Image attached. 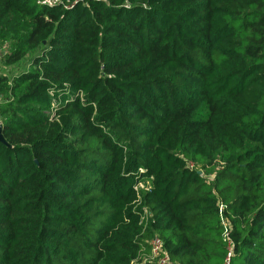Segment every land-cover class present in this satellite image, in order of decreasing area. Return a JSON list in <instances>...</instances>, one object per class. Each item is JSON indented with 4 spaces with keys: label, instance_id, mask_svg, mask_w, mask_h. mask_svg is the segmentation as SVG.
Returning a JSON list of instances; mask_svg holds the SVG:
<instances>
[{
    "label": "trees",
    "instance_id": "obj_1",
    "mask_svg": "<svg viewBox=\"0 0 264 264\" xmlns=\"http://www.w3.org/2000/svg\"><path fill=\"white\" fill-rule=\"evenodd\" d=\"M2 46L0 264H264V0H0Z\"/></svg>",
    "mask_w": 264,
    "mask_h": 264
},
{
    "label": "built area",
    "instance_id": "obj_2",
    "mask_svg": "<svg viewBox=\"0 0 264 264\" xmlns=\"http://www.w3.org/2000/svg\"><path fill=\"white\" fill-rule=\"evenodd\" d=\"M140 187H142V185H140ZM141 218L142 220H144L143 227L145 228L146 223L150 218V213L144 210ZM148 243H149V252L145 254L143 261H149L156 264H173L168 254L163 249L162 240L157 235L151 237Z\"/></svg>",
    "mask_w": 264,
    "mask_h": 264
},
{
    "label": "rangeland",
    "instance_id": "obj_3",
    "mask_svg": "<svg viewBox=\"0 0 264 264\" xmlns=\"http://www.w3.org/2000/svg\"><path fill=\"white\" fill-rule=\"evenodd\" d=\"M2 51H6V47L2 46L0 48V53H2ZM19 65L21 66V63H18L17 65H11V66H6L4 65L1 61H0V74H10L11 71H15L18 70ZM17 66V67H16ZM131 263H134V261H131Z\"/></svg>",
    "mask_w": 264,
    "mask_h": 264
},
{
    "label": "water",
    "instance_id": "obj_4",
    "mask_svg": "<svg viewBox=\"0 0 264 264\" xmlns=\"http://www.w3.org/2000/svg\"><path fill=\"white\" fill-rule=\"evenodd\" d=\"M0 142L5 144L6 146H8L7 142L5 141L3 135H2V127H1V124H0Z\"/></svg>",
    "mask_w": 264,
    "mask_h": 264
}]
</instances>
